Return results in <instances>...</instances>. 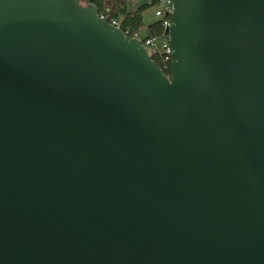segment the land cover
<instances>
[{
  "label": "water",
  "instance_id": "1",
  "mask_svg": "<svg viewBox=\"0 0 264 264\" xmlns=\"http://www.w3.org/2000/svg\"><path fill=\"white\" fill-rule=\"evenodd\" d=\"M172 7L167 77L92 3L0 0V264H264V0Z\"/></svg>",
  "mask_w": 264,
  "mask_h": 264
},
{
  "label": "trees",
  "instance_id": "2",
  "mask_svg": "<svg viewBox=\"0 0 264 264\" xmlns=\"http://www.w3.org/2000/svg\"><path fill=\"white\" fill-rule=\"evenodd\" d=\"M85 3L94 4L102 18H108L110 23L117 22L118 26L128 35L133 37L139 33L143 39H168V29L164 25L165 17L150 24L144 21V13L149 7L134 11L133 3L128 0H83ZM161 0L154 1L156 6ZM153 61L162 69L163 73L171 76L170 55L165 51H157L152 55Z\"/></svg>",
  "mask_w": 264,
  "mask_h": 264
},
{
  "label": "built area",
  "instance_id": "3",
  "mask_svg": "<svg viewBox=\"0 0 264 264\" xmlns=\"http://www.w3.org/2000/svg\"><path fill=\"white\" fill-rule=\"evenodd\" d=\"M128 1L134 3L136 0H128ZM161 1H163L164 3V14L161 18L165 17L164 25L167 29H169V27L171 26V16L173 13L172 0H161ZM111 24L116 27H119L117 22H112ZM132 38L140 40L151 56L155 54L157 51H165L167 54L171 56V48L169 47V44H166L164 45V47L161 48L157 45L156 40L143 39V37H141L139 33H136Z\"/></svg>",
  "mask_w": 264,
  "mask_h": 264
},
{
  "label": "rangeland",
  "instance_id": "4",
  "mask_svg": "<svg viewBox=\"0 0 264 264\" xmlns=\"http://www.w3.org/2000/svg\"><path fill=\"white\" fill-rule=\"evenodd\" d=\"M163 14H164V3L163 1H161L158 5L152 6L145 11L144 21L146 24H150L154 21H157L158 19H161ZM166 44H168V39L157 40V45L161 48L164 47V45Z\"/></svg>",
  "mask_w": 264,
  "mask_h": 264
}]
</instances>
